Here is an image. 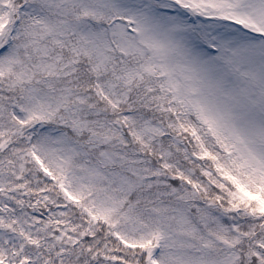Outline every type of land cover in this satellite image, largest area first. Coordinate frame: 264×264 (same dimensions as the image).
Wrapping results in <instances>:
<instances>
[{"label":"snow or ice","instance_id":"1","mask_svg":"<svg viewBox=\"0 0 264 264\" xmlns=\"http://www.w3.org/2000/svg\"><path fill=\"white\" fill-rule=\"evenodd\" d=\"M0 264H264V0H0Z\"/></svg>","mask_w":264,"mask_h":264}]
</instances>
